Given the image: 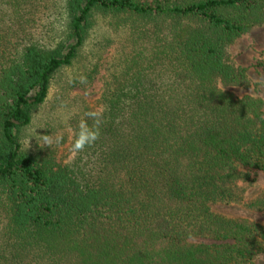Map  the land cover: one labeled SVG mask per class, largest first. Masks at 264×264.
Segmentation results:
<instances>
[{"label": "trees", "instance_id": "trees-1", "mask_svg": "<svg viewBox=\"0 0 264 264\" xmlns=\"http://www.w3.org/2000/svg\"><path fill=\"white\" fill-rule=\"evenodd\" d=\"M261 25L264 0H0V264H256L264 224L210 204L264 175V100L227 88L252 84L229 46ZM112 44L73 158L65 132L25 146L53 80L84 58L61 93L90 82Z\"/></svg>", "mask_w": 264, "mask_h": 264}, {"label": "rangeland", "instance_id": "rangeland-1", "mask_svg": "<svg viewBox=\"0 0 264 264\" xmlns=\"http://www.w3.org/2000/svg\"><path fill=\"white\" fill-rule=\"evenodd\" d=\"M97 20H100L97 17ZM115 45L112 44L105 50L99 62L98 72L90 81L81 85L68 88L61 93L65 80L76 75L81 70L80 64L84 58L80 59L72 70H64L58 78L51 84L47 100L36 112L32 124L24 130L22 141L25 146L32 142H45V137L53 143L57 136L68 133L67 141L58 147L56 159L58 162H69L74 155L71 144V130L66 126L70 115H74L80 108L83 101L91 106L98 107L101 87L105 76L106 66L114 54ZM229 51L233 60L246 67L247 74L252 84L247 87L229 86L227 87L236 96L250 94L259 96L264 100V25L255 26L248 32L236 38L229 46ZM65 100L63 103H59ZM42 138V140H41ZM28 141L27 145L25 141ZM255 180L253 184L246 188L242 201L213 202L211 209L226 217H242L264 224V212L248 207L245 202L255 197L264 189V175L258 171H251ZM256 264H264V251L255 257Z\"/></svg>", "mask_w": 264, "mask_h": 264}, {"label": "clouds", "instance_id": "clouds-1", "mask_svg": "<svg viewBox=\"0 0 264 264\" xmlns=\"http://www.w3.org/2000/svg\"><path fill=\"white\" fill-rule=\"evenodd\" d=\"M96 139V136L94 134H90V135H85L83 139L79 140L76 145L75 148L77 150H80L82 148H84V146L86 144L91 143L92 141H94ZM45 142L48 143L49 141L47 140V138L45 137ZM28 141H25V144L27 145Z\"/></svg>", "mask_w": 264, "mask_h": 264}]
</instances>
